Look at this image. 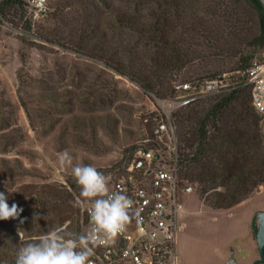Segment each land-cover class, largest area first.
I'll list each match as a JSON object with an SVG mask.
<instances>
[{
    "label": "rangeland",
    "instance_id": "1",
    "mask_svg": "<svg viewBox=\"0 0 264 264\" xmlns=\"http://www.w3.org/2000/svg\"><path fill=\"white\" fill-rule=\"evenodd\" d=\"M11 10L0 17V192L9 207L15 203L23 212L17 219L0 220V264L16 259L18 231L23 243L54 226L81 233L84 212L72 204L79 188L71 168L59 166L58 153L68 150L73 165H92L105 176L120 174L142 140L152 136L148 96H172L179 81L233 75L241 55L250 62L264 56L259 20L264 7L257 12L246 0H47L39 15L29 0H21ZM208 37L220 47L234 44L235 55H212L216 50L206 43ZM174 40L191 46L189 62L145 91L135 75L163 71L156 61L167 51L165 42ZM239 77L245 79L243 73ZM215 102V96L206 97L180 112L203 116ZM248 105L251 131L262 138L261 118ZM181 121L175 127L185 150ZM259 146L256 155L241 154L233 161L238 169L232 184L242 187L232 188L244 202L234 209L210 206L219 204L217 193L230 187L202 181L198 173L203 168L195 163L182 169L195 185L181 198L187 209L185 216L179 213L183 264H222L239 245L245 246V264H255L247 237L252 229L257 243L258 214L264 211V181L259 180L264 173L257 174L263 167L262 141ZM34 214L41 219L33 221Z\"/></svg>",
    "mask_w": 264,
    "mask_h": 264
},
{
    "label": "built area",
    "instance_id": "2",
    "mask_svg": "<svg viewBox=\"0 0 264 264\" xmlns=\"http://www.w3.org/2000/svg\"><path fill=\"white\" fill-rule=\"evenodd\" d=\"M36 15L47 8V0H29ZM223 73L211 79L179 81L169 97L148 96L154 120L152 136L144 138L123 172L108 177L109 192H122L134 201L138 216L114 243L100 245L92 264H180L179 213L181 198L195 185L182 174L181 149L174 114L206 97L222 96L250 86L252 105L261 117L264 145V56L251 62L245 79ZM149 117L145 118L146 123ZM146 131L147 124H144ZM83 229L89 216L83 210Z\"/></svg>",
    "mask_w": 264,
    "mask_h": 264
},
{
    "label": "trees",
    "instance_id": "3",
    "mask_svg": "<svg viewBox=\"0 0 264 264\" xmlns=\"http://www.w3.org/2000/svg\"><path fill=\"white\" fill-rule=\"evenodd\" d=\"M20 4L21 0H1L0 17L2 16L6 18L8 12L11 9H13L11 11L16 10V6ZM251 6L253 10L259 12V7H254L253 5ZM259 20L262 32L261 36L264 38V16L260 17ZM234 28L237 29L238 27L234 25ZM233 34L234 36H238V33ZM202 35L204 36V33H202ZM235 40L238 41V38H235ZM175 42V40L172 43L165 42L168 46L167 51L165 50L162 52V57L159 56L156 61V65L161 67L163 71L154 72L151 75H135L140 79L141 85L145 91L154 89L158 83L162 84L164 79L167 80L169 78L167 73L174 70H180L189 62V59L191 58L189 54L192 52L189 51L191 50V46L184 48V45H186L185 42L183 44ZM206 43L210 44V47L214 48V51L216 50L212 54L214 56L221 55L228 51H231V53L234 52L235 55L237 49L234 44H229L228 48L220 47V45L215 44L216 39L214 37H208ZM248 61L249 56L241 55L238 62L239 64L242 62V64L238 65L237 63V66H235L231 72H240L245 75L246 70L251 64V62ZM117 70L120 73H126L120 67ZM221 75L222 74L216 73L206 79L216 78ZM239 79L243 80L241 77H239ZM154 80L156 82H154ZM136 81L138 80L136 79ZM247 89L248 87H244L239 91H234L222 96H215L216 102L208 110H206L203 116L198 115V113H196V115H193L192 113H189L186 116L182 115L180 111L183 109L178 110L174 114L175 126L176 122L180 123V118H182L181 124L185 129L181 132V141L185 144V150H183L180 143L182 169H188L189 163H195L200 165L204 170H202L200 174L198 173V175L201 176L202 181H211L212 183L219 182L230 187L229 191L226 193H217L216 198L220 201V203L210 205L215 208L229 209L241 203V199L239 200L237 198V191L232 188L242 187L241 184L240 187L233 186L232 184L233 178L237 176L236 170L238 169L235 162L233 164V161H235V159H237V157L241 154L244 156L246 155L245 158L256 155L260 149V141H262L263 144V136L260 138L258 134L251 131L252 120L250 119V115L252 114H250L248 104L249 102L252 103V100L251 90L249 91L250 94H248ZM173 93L174 85L171 89V94L173 95ZM209 126L213 129L212 134H209ZM204 160L211 164L210 167L204 164ZM259 161L263 167L258 170L257 174L259 175L261 173L263 175L264 158L259 159ZM243 168L248 171L246 166ZM184 176L183 177L186 180H189L186 177L188 176L187 170H185ZM259 180L264 181L263 177ZM254 187H256V184ZM246 190L247 189H245V191ZM9 238L13 239L11 236ZM2 247L7 248L8 246H5L3 243ZM8 248L10 249L11 247ZM13 250L15 249L13 248ZM15 261L16 259L12 261V263L8 264H15Z\"/></svg>",
    "mask_w": 264,
    "mask_h": 264
},
{
    "label": "clouds",
    "instance_id": "4",
    "mask_svg": "<svg viewBox=\"0 0 264 264\" xmlns=\"http://www.w3.org/2000/svg\"><path fill=\"white\" fill-rule=\"evenodd\" d=\"M61 168H71L72 177L79 188L73 207L87 211L89 224L86 231L72 233L62 227H52L48 232L23 243L18 248L15 264H92L91 257L100 245L114 243L126 231L133 218L138 216L134 201L122 192H109L108 177L92 165H73V157L64 150L57 154ZM22 208L0 192V220L17 219ZM45 220L47 217H43ZM41 219L34 214L33 221ZM23 223V221H21Z\"/></svg>",
    "mask_w": 264,
    "mask_h": 264
},
{
    "label": "crops",
    "instance_id": "5",
    "mask_svg": "<svg viewBox=\"0 0 264 264\" xmlns=\"http://www.w3.org/2000/svg\"><path fill=\"white\" fill-rule=\"evenodd\" d=\"M243 203L244 202H242L236 206H233L232 208H229V209H234L235 207H237ZM202 205L206 206L204 203H202ZM226 210H228V209H226ZM186 211H187V209L183 206L182 210L180 212L181 216H185L183 214H185ZM233 221H239V219H233ZM182 226H185V222H183ZM247 240H248L250 247H251V252L249 251L251 254V260L252 261L256 260L255 264H258L257 261L259 260V256H260L259 247H258L257 243L254 241L252 229H250V233L248 234ZM244 250H245V246L239 245V247H237V249H233V255H232L231 259H229L230 257L227 256L225 258L226 260L224 262H226L227 264H230V263H232V264H245L246 263V254H245ZM234 255H236V256H234ZM179 257H180V264H183L181 252H179ZM224 262L222 264H224ZM190 264H193V262L190 261ZM207 264H221V262L207 263Z\"/></svg>",
    "mask_w": 264,
    "mask_h": 264
},
{
    "label": "water",
    "instance_id": "6",
    "mask_svg": "<svg viewBox=\"0 0 264 264\" xmlns=\"http://www.w3.org/2000/svg\"><path fill=\"white\" fill-rule=\"evenodd\" d=\"M256 240L261 258L257 263H264V211L258 214V229L256 230Z\"/></svg>",
    "mask_w": 264,
    "mask_h": 264
},
{
    "label": "flooded vegetation",
    "instance_id": "7",
    "mask_svg": "<svg viewBox=\"0 0 264 264\" xmlns=\"http://www.w3.org/2000/svg\"><path fill=\"white\" fill-rule=\"evenodd\" d=\"M248 1V3H250L251 5H253L254 7H259V11L261 9H263L264 5L262 3V0H246ZM257 3V4H256Z\"/></svg>",
    "mask_w": 264,
    "mask_h": 264
}]
</instances>
